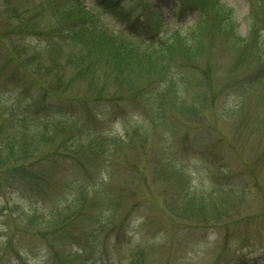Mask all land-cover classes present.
I'll return each instance as SVG.
<instances>
[{
  "label": "rangeland",
  "instance_id": "obj_1",
  "mask_svg": "<svg viewBox=\"0 0 264 264\" xmlns=\"http://www.w3.org/2000/svg\"><path fill=\"white\" fill-rule=\"evenodd\" d=\"M21 1L42 2L48 15L55 0ZM218 3L189 13L174 0L160 2L164 18L154 48L198 32L201 54L193 64L208 69L183 66L186 78L176 74L180 82L173 90L167 84L160 101L157 90L131 102L82 104L77 98L88 86L79 79L58 95L44 96L30 77L23 88L3 89L4 102L21 99L41 116L81 121L111 141L85 146L83 167L62 159L49 164L39 192L29 186L0 192V264H54L27 224L53 209L83 212L68 228L91 233L85 264H264V0ZM220 11L231 13L234 25H224L236 28L231 37L218 31ZM108 24L122 29L115 20ZM182 201L187 208H179ZM196 203L224 216L204 222L189 210Z\"/></svg>",
  "mask_w": 264,
  "mask_h": 264
},
{
  "label": "trees",
  "instance_id": "obj_2",
  "mask_svg": "<svg viewBox=\"0 0 264 264\" xmlns=\"http://www.w3.org/2000/svg\"><path fill=\"white\" fill-rule=\"evenodd\" d=\"M163 1L94 0L92 6H85L82 0H55L46 15L41 9L42 2L36 5L29 1L21 5L19 0H0V192L3 195L8 189L24 186L39 192L47 183L49 164L62 159L83 167L84 157L80 154L85 146L111 141L95 129L85 128L81 121L57 119L54 114L41 116L21 99L4 102L1 94L5 93V87L23 88L25 78L30 77L44 96L58 95L68 91L72 80L79 79L88 86L86 95L77 98L82 104L131 102L143 93L154 97L157 90L155 98L160 101L180 82L175 79L176 74L186 78L187 73L181 70L183 66L208 70L193 64V57L201 54L200 44L195 43L201 36L195 35L198 32L154 48L152 42L159 37L164 18L160 8ZM174 1L189 13L219 5L218 0ZM220 12L218 31L221 36L231 37L236 28L228 32L229 28L224 26L232 23L231 13ZM108 20L120 22L122 29L112 31ZM31 38L45 43L38 46L28 41ZM66 50L67 60L63 58ZM205 65L208 67V62ZM167 84L170 90L166 89ZM56 106L59 109L52 106L53 110L61 113L62 107ZM66 129L70 135L65 133ZM73 129L78 133L72 132ZM106 153L108 155V150ZM97 157L101 159L100 154ZM99 196L88 197V204L95 206ZM185 202L182 201L179 208H187L190 202ZM193 205L189 210L204 222H219L224 216L222 210L217 213L220 208L202 203ZM54 210L49 216L31 217L27 222L28 230L42 238L44 249L54 264H85L82 257L88 246L84 242L91 233L86 229L73 232V228H68L83 212L54 214ZM95 218H100L97 213ZM96 228L93 230L97 231ZM72 244L78 248L72 250ZM135 263L134 260L132 264Z\"/></svg>",
  "mask_w": 264,
  "mask_h": 264
}]
</instances>
